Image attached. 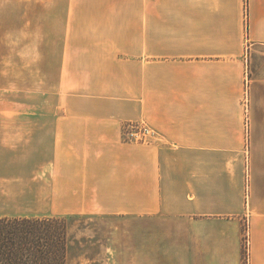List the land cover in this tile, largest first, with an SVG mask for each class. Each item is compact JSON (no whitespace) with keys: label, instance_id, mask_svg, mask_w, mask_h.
Listing matches in <instances>:
<instances>
[{"label":"crops","instance_id":"0c3cea01","mask_svg":"<svg viewBox=\"0 0 264 264\" xmlns=\"http://www.w3.org/2000/svg\"><path fill=\"white\" fill-rule=\"evenodd\" d=\"M5 5L12 30L46 33L47 119L0 104V218L36 217L13 211L11 184L36 174L38 148L47 207L122 217L123 264H245L247 237L264 264V0ZM131 122L156 138L125 140Z\"/></svg>","mask_w":264,"mask_h":264},{"label":"rangeland","instance_id":"374dc122","mask_svg":"<svg viewBox=\"0 0 264 264\" xmlns=\"http://www.w3.org/2000/svg\"><path fill=\"white\" fill-rule=\"evenodd\" d=\"M4 3L9 4L10 0L8 2L4 0ZM245 8H247L246 4ZM2 12L4 16L0 17V20H3L5 25L4 30H0V104L36 105V118L38 120L47 119V114L43 111L44 105H47V95L43 94L47 91V80L44 77L47 73L46 33L12 30L13 25H7L8 21H11L10 8L5 5ZM31 37L34 40L29 46ZM30 57L35 58V64L28 65L26 61ZM28 87L30 91H36L35 94L28 95ZM246 92H248V109L246 108L248 111L245 109L246 100H244ZM244 99L245 127L249 140L250 84L246 89L245 83ZM11 113V111L5 112V118L6 114ZM16 118L22 117L17 115ZM37 146L42 148V142L37 143ZM39 152L37 148V158L34 161L36 174L34 176L21 175L18 179L13 178L14 182L19 180V185L15 183L11 185L16 186L15 189L18 191L23 190L18 194L19 199H13L11 204L13 211L36 216L31 219H40L37 216H42L41 219H49L48 221L52 224L47 226H51L53 232H59L64 228L67 241L66 264H123L133 260V257L125 255L123 251L124 232L127 226L124 225L122 217L110 218L86 212L61 215L59 208L47 207V158H44V153ZM22 162L20 161L21 167H23ZM47 211L48 213L53 212L47 214ZM56 218L66 220L60 222ZM245 244L247 250L245 264H249L248 237ZM55 254L58 258L53 264H61L62 249L56 248ZM136 260L139 262L138 258Z\"/></svg>","mask_w":264,"mask_h":264},{"label":"trees","instance_id":"16d2710c","mask_svg":"<svg viewBox=\"0 0 264 264\" xmlns=\"http://www.w3.org/2000/svg\"><path fill=\"white\" fill-rule=\"evenodd\" d=\"M48 220L0 218V264H53L58 247L62 249L61 264H66V232L64 228L53 232Z\"/></svg>","mask_w":264,"mask_h":264},{"label":"built area","instance_id":"2783aa9c","mask_svg":"<svg viewBox=\"0 0 264 264\" xmlns=\"http://www.w3.org/2000/svg\"><path fill=\"white\" fill-rule=\"evenodd\" d=\"M246 77L245 83L246 89H248L250 84L248 71L246 73ZM244 100H246L245 109H248V92H246V99ZM247 109L246 111H248ZM124 138L127 141L150 143L154 138H156V132L144 122H131L125 125Z\"/></svg>","mask_w":264,"mask_h":264}]
</instances>
